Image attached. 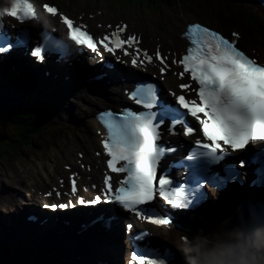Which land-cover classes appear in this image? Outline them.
Wrapping results in <instances>:
<instances>
[{
  "label": "snow or ice",
  "instance_id": "6c2138e0",
  "mask_svg": "<svg viewBox=\"0 0 264 264\" xmlns=\"http://www.w3.org/2000/svg\"><path fill=\"white\" fill-rule=\"evenodd\" d=\"M7 7L0 9V53H5L13 46L3 35L5 15L14 17L17 21H39L40 15L32 0H8ZM44 11L52 16L57 15L54 6H43ZM61 22L67 26L69 38L80 46H85L92 52H98L97 42L87 31L84 25H76L73 20L61 14ZM127 26H118L115 31L104 36L99 43L103 49L115 54L117 50L135 48L131 63L139 67L145 62L151 64L154 59L160 60L163 65L161 73L168 68L166 58L157 50L155 57L147 51H142L138 45V38L129 36L126 39L122 33ZM190 41L187 53L180 61H173L183 66V72L179 73L181 79L185 74L190 76L198 88L195 89L198 99H186L185 95L176 97L179 108L160 105L159 114L152 111L157 106V88L152 84L138 85L131 93V98L137 104L142 105L147 111L136 113L127 111L122 117H116L107 112L100 115L99 119L104 125L107 136L102 141L106 155L109 157L107 166L113 173L126 174L120 182V187L113 193L110 177L106 178V191L109 193L107 200L115 202L123 209L134 212L142 221H147L156 226H170L172 221L154 210L141 207L152 202L157 193L173 209H188L198 204L204 194L199 191L203 187L199 183L201 179L208 180L216 186H222L229 181H235L240 173L234 164H228L224 168L223 176H208V166L218 165L229 156L228 149L232 151L245 150L247 146L255 142H264V65L250 58L238 46L237 33H233V39L229 40L215 30H210L200 24L189 25L185 33ZM47 40H51L46 36ZM26 33H21L17 43H26ZM7 44V47L4 45ZM42 49L37 47L32 55L43 59ZM181 89L193 91L190 84H181ZM175 95V94H173ZM183 108L186 111L181 112ZM194 117L203 132V138L210 143H202L196 140V149L186 157L192 162L189 167L193 169L191 179L195 186H179L161 173L157 177L158 168L164 157L173 151L159 143L161 124L166 118L171 117L170 131L177 124L183 125L185 135H193L196 131L183 119L187 115ZM202 114V116H201ZM226 146V147H225ZM258 164L256 169L257 183L264 184V148L253 151L250 160L241 161ZM73 182V192H76ZM81 204L85 201L80 200ZM95 202H99V198ZM69 205H52L65 208ZM131 225H129V229ZM150 233L142 232L134 237L137 241L144 240ZM187 241V238H182ZM169 252L163 254L157 250L134 252L131 264H166L169 260ZM155 256L158 258H149Z\"/></svg>",
  "mask_w": 264,
  "mask_h": 264
},
{
  "label": "bare ground",
  "instance_id": "6f19581e",
  "mask_svg": "<svg viewBox=\"0 0 264 264\" xmlns=\"http://www.w3.org/2000/svg\"><path fill=\"white\" fill-rule=\"evenodd\" d=\"M207 4L213 6V5H216L217 4V1H206ZM166 5L169 7L172 5L171 2H166ZM163 7H166L165 5H163ZM172 10H174V8H171ZM82 10V9H79L78 12ZM110 11H112V9H110ZM195 14V13H194ZM186 13H182V16L185 17ZM111 18H113L114 16H110ZM180 18L179 20H177L175 23L169 25L166 27V29H170V32L165 34V35H160L158 34L156 31L154 30H150L148 29V25L147 24H142L141 22H136L138 24V26L146 31H149L152 35L156 36V38L158 39L156 43H161L162 45H164L166 48L167 46H169L167 49H170V50H181L183 49L184 45L186 44V42L184 41V39L182 38L181 36V33H178V31L181 29L182 25L185 23L186 20H184V18ZM130 18V17H129ZM202 18V16H201ZM134 21V20H133ZM135 22V21H134ZM178 33V35H177ZM12 66H15V64L13 63ZM21 75V79L20 80H23L25 81L24 77L22 74H18L17 73V76ZM131 77V76H129ZM64 77H62L63 79ZM133 79V77L131 78ZM143 78H141V81L139 79L135 80V81H138L136 82L137 84H140L141 82H143ZM124 82V81H122ZM67 91H60L58 88L56 89L55 91V96H56V99L54 100L55 97L52 96V101H56V100H59L63 95L62 94H66ZM59 96V98H58ZM75 97L78 99V101L74 102V103H71L72 107L70 108V110L72 111L74 109V107L76 108L75 110V113L78 109H82L79 105V101H80V98L82 97L83 99H86V105L88 106V104L92 103L91 101L89 100H92L91 97L88 96V94L86 93V91L83 89L81 91H78L77 93H75ZM58 102V101H57ZM60 103V102H58ZM65 103L61 104L62 107H66V105H64ZM2 105H6V103L4 101H2ZM11 105H14V104H11ZM58 105V104H57ZM64 109V108H63ZM85 110H87V107L85 106ZM62 117V119L64 118L65 114H60ZM80 115L81 117H84L81 113L78 114ZM89 123V121H88ZM90 124V123H89ZM14 129V128H12ZM77 139L79 140H85V144L82 145L81 147L83 148H87V149H92L96 144H97V138L96 137H91V138H86V137H81V136H78ZM63 153H64V156H65V159L61 160L60 156L57 154L56 156V159H60L61 161H57L55 160L54 162H52L51 164H61V163H65L66 160H72V161H77L76 159L74 158H70V155L72 153V147L68 146V149L67 150H62ZM63 161V162H62ZM57 166V165H56ZM25 170L27 168H29L28 165H23L22 166ZM43 167H46V164L45 166ZM58 167V166H57ZM100 191H97V193H99ZM7 196L6 197H2V199L4 201H8L9 204H14V203H18V201L16 199H14L13 197H11L9 194H6ZM225 198V197H224ZM26 204H34L36 202H33V201H26L25 202ZM60 204H65V205H69L71 206V202H68V201H57V202H53L51 205H60ZM37 205V204H36ZM37 215L39 217H42V218H47V213L44 212V211H39L38 207H35L33 208ZM22 210H25L26 212L28 211L27 208L23 207ZM20 211V210H19ZM213 211V210H212ZM73 214V210H70L68 215H72ZM8 223L10 224L11 221L9 220V215H0V225H2L3 223ZM12 228H14L15 230H19L20 232L22 233H26L28 230H32V234L34 233V231L38 234V238L34 237L35 239H42L43 235L37 230L35 229L34 227V222H26V224H24V221H19L18 219H15L13 218V222L11 223L10 225ZM72 227H69V228H66V229H71ZM53 229H55V231H57V227H56V224H53ZM218 230H216L215 234H214V237L213 238H219V235L221 233V227H218L217 228ZM1 230H2V227H1ZM5 232L9 233V234H13L15 232L13 231H10V230H5ZM213 232V229L212 230H209V231H204L203 233H199V234H196L194 236V241L195 242L198 238L199 239H203V238H206L207 240L211 239V233ZM2 235V234H1ZM15 235L17 236V233H15ZM90 230H86V234L85 236L87 238H90ZM0 238H3V236H0ZM71 239V238H70ZM65 241H66V244H69L70 241H69V234H67V236L65 237ZM61 243V242H60ZM196 243V242H195ZM86 244H87V250L85 251L84 253V260L86 262H88V260H90V258H92V244H93V240L92 239H88L86 241ZM62 246H64L62 243H61ZM16 247H27V245L25 243H23L22 245H16ZM33 249V248H32ZM0 250H3V246H0ZM34 250V249H33ZM18 254V252H16ZM20 259H22V261H25L27 259L28 262H31L32 264H38L37 260H38V254L36 253V250L34 251H30L27 255H19L17 256V258L15 259V263H19L20 262ZM27 261H26V264H27ZM112 262H114L115 264H119L118 260L116 258L113 257V260ZM25 264V262H23Z\"/></svg>",
  "mask_w": 264,
  "mask_h": 264
},
{
  "label": "clouds",
  "instance_id": "9594fccd",
  "mask_svg": "<svg viewBox=\"0 0 264 264\" xmlns=\"http://www.w3.org/2000/svg\"><path fill=\"white\" fill-rule=\"evenodd\" d=\"M264 230L254 238L235 243H210L206 238L198 243L185 241L182 254L185 264H264Z\"/></svg>",
  "mask_w": 264,
  "mask_h": 264
},
{
  "label": "rangeland",
  "instance_id": "374dc122",
  "mask_svg": "<svg viewBox=\"0 0 264 264\" xmlns=\"http://www.w3.org/2000/svg\"><path fill=\"white\" fill-rule=\"evenodd\" d=\"M81 127H84V125H82ZM12 128L13 127H8L7 130H13ZM1 129H3V128H1ZM3 130H5V129H3ZM53 130H55V129H53ZM55 131H57V130H55ZM39 146H40V144L39 145L37 144V146L34 147V148L32 147V149L30 151L31 152L32 151H35L36 150L35 148H38ZM53 150H55V149L54 148H51V149L44 150L42 152L43 154L41 153V155L38 156V159L36 161H34V162H37L38 163L39 162V158H41L42 156L47 157L49 155L50 151H53ZM16 155H17L16 153H10L8 155V158L7 159H4L3 157H0V163L7 162L8 164H13L12 161H13V158ZM28 171L32 172V165H29V168H27L26 170L23 168L20 171L19 176H18L17 183H6V184H3V185H0V189L5 188V187H7V188L10 187L12 189H16L17 190V189H19V186L20 185H22V186L31 185L33 183L34 179L31 176H29ZM22 177H24V181L22 180ZM13 180H14V177H13ZM0 207H1V204H0Z\"/></svg>",
  "mask_w": 264,
  "mask_h": 264
},
{
  "label": "trees",
  "instance_id": "16d2710c",
  "mask_svg": "<svg viewBox=\"0 0 264 264\" xmlns=\"http://www.w3.org/2000/svg\"><path fill=\"white\" fill-rule=\"evenodd\" d=\"M7 138V136L5 137V136H2V137H0V148H1V144H2V139H6ZM20 138L21 139H25V137H24V135H20ZM26 261H27V259L25 260V261H23V262H25V264H26ZM41 261L42 260H39V256H38V260H37V262H38V264H43V263H41ZM17 264H20V262L19 263H17ZM24 264V263H23ZM27 264H32L31 262H28L27 261ZM37 264V263H36Z\"/></svg>",
  "mask_w": 264,
  "mask_h": 264
}]
</instances>
